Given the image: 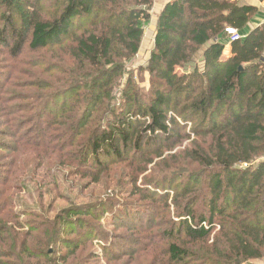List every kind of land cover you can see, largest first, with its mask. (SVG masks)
Instances as JSON below:
<instances>
[{
  "label": "trees",
  "instance_id": "1",
  "mask_svg": "<svg viewBox=\"0 0 264 264\" xmlns=\"http://www.w3.org/2000/svg\"><path fill=\"white\" fill-rule=\"evenodd\" d=\"M44 1L0 0V51L13 61L26 50L42 54L29 65L40 61L54 72L34 81L31 93L13 94L24 102L14 103L16 124L35 122L24 139L42 145L57 131L56 146L77 156L76 173L95 183L111 164L134 155L148 164L149 155L163 157L191 133L209 139L206 147L195 142L185 164L160 178L175 193L167 238H183L169 244L168 262L258 264L253 260L264 259V24L232 42V55L223 58L225 28L243 32L257 8L237 0L166 3L148 63L139 68L150 75L144 93L126 64L140 50L154 0H49L50 14ZM113 198L69 204L40 222L50 227L44 232L35 223L15 235L8 226L12 237L1 239L7 246L0 264H94L79 247L85 235L99 234ZM128 219L114 217L117 226ZM31 238L37 245L29 246Z\"/></svg>",
  "mask_w": 264,
  "mask_h": 264
},
{
  "label": "rangeland",
  "instance_id": "2",
  "mask_svg": "<svg viewBox=\"0 0 264 264\" xmlns=\"http://www.w3.org/2000/svg\"><path fill=\"white\" fill-rule=\"evenodd\" d=\"M50 4L49 0L44 1L45 14L52 12L53 5ZM150 13L151 21L145 27L140 50L126 64L127 69L134 72V80L144 93L150 88V75L144 70L140 72L139 68L148 63L154 47L157 22L153 6ZM240 34L243 39L244 35L241 32ZM226 36L228 38V35ZM41 56L42 54L26 50L21 58L13 61L14 58L10 54L0 51V64H3L0 68V95L9 90L0 101V130H5L7 134H0V250L7 246L6 237H12L8 226H13L15 234L16 230L25 232L30 229L31 224L36 223L37 232H44V229L49 230L50 227L41 225L40 222L52 220L63 207L73 203L94 204L111 196L114 197L113 205L98 223L102 227L98 231L99 234L83 237L84 243L79 247L81 258L86 260V263L91 260L94 264H170L169 244H182L183 238L178 239V235L174 239L167 238L166 231L171 227L172 219H176L175 193L174 189L165 187L160 178L165 176L166 172L185 164L182 159L184 153L195 142L206 147L210 140L191 133L172 149H161L164 151L163 157L149 155L146 161H152L148 164L142 157L134 155L128 161L111 164L98 183L89 177H82L76 173L77 166L75 167L72 159H77V156L66 155L62 153L60 146H56L61 137L56 135L57 131H50L53 138L48 142L44 137V144L40 145L37 141L32 143L25 140L21 135L29 126L35 124L32 118L28 117L16 124L14 103L20 105L24 102L17 99L18 95H13L14 92L31 93V90L35 89L32 85L34 81L41 78L50 80L54 74L40 61L38 62L41 65H29V61H34L35 58L37 61ZM45 58L48 61L54 59L51 52L48 56L45 55ZM125 79L127 74L123 82ZM117 95L119 96V93ZM19 109L20 106L17 110ZM10 119L12 121H9ZM189 130L190 125L187 128V131ZM145 193L151 194L152 198L143 197ZM117 214H121V219L129 214V222L123 223L126 226L116 225L114 217ZM21 237L22 234H19L18 239ZM2 238L6 241H2ZM212 238L213 235L206 243L210 244ZM28 243L29 246H35L37 240L31 238ZM184 245L190 246L192 243ZM41 249L47 250V247L42 246ZM193 249L198 247L193 246ZM25 259L27 260V255ZM72 260L74 261V258L70 259ZM258 261L264 264V259ZM36 262L34 261V264Z\"/></svg>",
  "mask_w": 264,
  "mask_h": 264
},
{
  "label": "crops",
  "instance_id": "3",
  "mask_svg": "<svg viewBox=\"0 0 264 264\" xmlns=\"http://www.w3.org/2000/svg\"><path fill=\"white\" fill-rule=\"evenodd\" d=\"M171 0H154L153 3V9L155 10V16L154 18H158V15L160 11L162 10L163 6L168 3ZM240 4L242 5H252L257 8V12L251 16L250 21L248 22L246 28L244 29L243 32H241L245 37L247 34H249L252 30L255 28L262 26L264 24V0H237ZM227 43L225 45L224 53H223V58H229L232 53H231V43L229 39L227 38ZM259 259L253 260L254 262L258 264H262L261 261H258Z\"/></svg>",
  "mask_w": 264,
  "mask_h": 264
},
{
  "label": "built area",
  "instance_id": "4",
  "mask_svg": "<svg viewBox=\"0 0 264 264\" xmlns=\"http://www.w3.org/2000/svg\"><path fill=\"white\" fill-rule=\"evenodd\" d=\"M225 32L228 35V39L230 42H235V41L242 39V35L234 27H231V26L226 27ZM263 62H264V59H263Z\"/></svg>",
  "mask_w": 264,
  "mask_h": 264
}]
</instances>
